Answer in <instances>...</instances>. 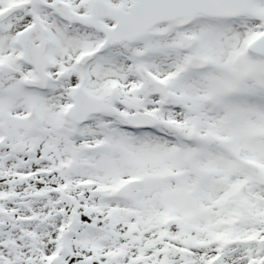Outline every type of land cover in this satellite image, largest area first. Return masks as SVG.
<instances>
[{
    "label": "snow or ice",
    "instance_id": "1",
    "mask_svg": "<svg viewBox=\"0 0 264 264\" xmlns=\"http://www.w3.org/2000/svg\"><path fill=\"white\" fill-rule=\"evenodd\" d=\"M0 264H264V0H0Z\"/></svg>",
    "mask_w": 264,
    "mask_h": 264
}]
</instances>
